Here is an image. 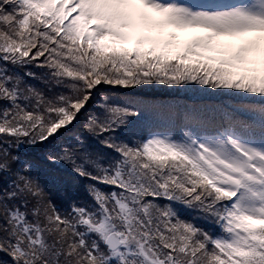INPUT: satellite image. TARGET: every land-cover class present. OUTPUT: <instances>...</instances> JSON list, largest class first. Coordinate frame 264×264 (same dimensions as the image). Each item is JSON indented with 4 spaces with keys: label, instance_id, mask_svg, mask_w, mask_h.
<instances>
[{
    "label": "snow or ice",
    "instance_id": "1",
    "mask_svg": "<svg viewBox=\"0 0 264 264\" xmlns=\"http://www.w3.org/2000/svg\"><path fill=\"white\" fill-rule=\"evenodd\" d=\"M0 264H264V0H0Z\"/></svg>",
    "mask_w": 264,
    "mask_h": 264
},
{
    "label": "rangeland",
    "instance_id": "2",
    "mask_svg": "<svg viewBox=\"0 0 264 264\" xmlns=\"http://www.w3.org/2000/svg\"><path fill=\"white\" fill-rule=\"evenodd\" d=\"M162 88V87H158ZM147 89V88H146ZM146 89H141L146 90ZM151 90H154L153 88H150L147 92L148 94H153L154 92H151ZM145 93L144 91H142ZM158 95L156 97L158 102L161 103H172L176 100L179 101H188L190 99H197L202 97L204 94L202 92H199L195 89H189V90H182V89H168V88H162L160 91L155 93ZM159 123L163 126L167 121L162 117L159 120ZM56 167H40L39 172L41 175L42 181H44L47 185H54L57 187L58 193H51V198L61 206H66V197L62 196L61 193L65 192L70 194L72 197L77 199H84L86 198L83 185L86 184L88 181L82 180L79 177H74L68 170H66L67 175L60 176L57 178H54L53 174H50L51 171H53ZM186 215H191L190 213H186Z\"/></svg>",
    "mask_w": 264,
    "mask_h": 264
},
{
    "label": "trees",
    "instance_id": "3",
    "mask_svg": "<svg viewBox=\"0 0 264 264\" xmlns=\"http://www.w3.org/2000/svg\"><path fill=\"white\" fill-rule=\"evenodd\" d=\"M35 70V69H34ZM163 88V87H162ZM162 88H158V87H155L153 88L154 90H151V92H154V95L153 94H148L147 92L149 91L150 88H147L146 90H142L144 91L145 93H143L141 90L138 92V93H135L133 95H146V96H149V97H153L156 99V97H158V95H156L155 93L160 91ZM44 166H47V167H54V166H48V165H41L40 167H44ZM50 174H53L54 178H57V177H60V176H65L67 175V172L66 170L64 169H59V168H55L53 171L50 172ZM48 186V189L50 192L52 193H58V190H57V187H55L54 185H47Z\"/></svg>",
    "mask_w": 264,
    "mask_h": 264
}]
</instances>
